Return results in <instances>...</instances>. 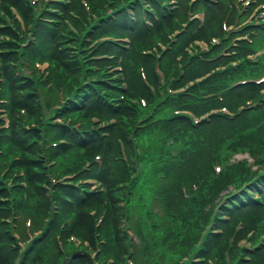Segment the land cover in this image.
Here are the masks:
<instances>
[{
  "label": "trees",
  "instance_id": "obj_1",
  "mask_svg": "<svg viewBox=\"0 0 264 264\" xmlns=\"http://www.w3.org/2000/svg\"><path fill=\"white\" fill-rule=\"evenodd\" d=\"M2 1L4 9L7 12L9 9L8 14L15 21V26L10 23L7 26L5 23L7 17L6 19L0 17V73L3 76V81L0 82V93L7 100L6 108L11 116L9 131L1 130L2 134L0 135V264H13L16 256L21 258L22 255L24 256L20 252L19 246H16L18 245L16 238L9 232V223L2 219L10 215L12 209L21 206L25 187L19 185L22 176L19 175L20 169L25 170V181L29 184V206L36 210L37 219L43 220V214L40 213L39 207L44 208L47 205L49 209L54 199L62 205L60 219H63L69 212L75 214L73 224L65 227L64 231H68L67 234L75 233L90 243L88 249L84 248L87 252L79 253L67 264H92L90 256L96 250H98L96 251L98 259L113 258L112 262L109 261V263L105 262L104 264H124L123 254L126 252L129 241H127L121 228L123 209L120 201L123 197H130V193H132L130 191L137 185L139 177L131 176L130 170L133 173L136 164L132 159L129 166L125 162L122 146L116 135L122 137L130 158H132L135 152L133 150L134 141L129 135V127L131 126L129 123L134 122L136 116L142 110L146 111L147 108L133 104L136 107L132 117L128 96L135 98L140 94L147 97L148 106L157 105L155 115L160 117L153 126L143 129L149 131L150 135L153 133L154 146L147 149L146 154L147 163L155 165L158 162L160 164L161 170L156 169L154 175L164 174L161 171L168 174L172 172L169 180L172 189L171 195H182L179 191L180 185L186 181H196L200 184L196 192L190 190V194L185 197V203L178 207L179 210L170 213L172 218H179L178 220L182 222L183 227L176 230H172L170 227L163 228L165 233L162 240L166 243L168 241L170 247H176L177 254L181 255L185 250H188L193 254L191 257L197 256L199 260L195 262L196 264H211L210 259L213 260L214 264H264V245H259L252 250L247 249V247H238L236 241L232 246H229V237L235 234L238 221L242 220L244 227V230L238 232V238L245 236L248 229L252 228L257 231V228L261 230L264 225V172L259 173L243 162H239L224 166L219 175L214 173L206 175L210 168L212 169V162H223L230 151L239 147L250 149L262 147L264 142L258 141L259 132L253 123L263 116L264 108L257 113L242 112L233 118L224 114H216L212 116L210 121L205 119L194 125L189 117L184 114H175L172 110L192 105L191 107L197 112H204L209 107L218 106L221 103H227L234 108L238 101L243 99V96L237 97L239 98L238 101H235L234 98H227L220 103L215 99L205 103L195 96L188 97L186 94H177L157 104V98L150 96L145 86V91L144 87L141 89L134 79L136 59L139 58L142 61L150 59L148 55L139 54L140 49L147 46V43L151 41L153 43L154 36L165 38L166 30L176 25L174 20L176 14H169L165 11L166 9L161 3H158V0H145L149 4L146 10H142L140 5L143 0H126L125 2L120 0H90L94 15L88 16L81 0H62L50 3L56 8V11L51 12L41 8L40 18H36L34 7L31 4L32 0ZM182 1L185 2V0ZM126 4H133L136 8V19L128 17V12L125 9ZM10 5L18 9L27 24L33 25L36 43L31 42L28 47H24L23 41L25 42L27 39L20 30L19 21L14 18ZM108 7L115 13L114 17L106 11ZM209 10L210 15L207 18L206 29L191 32L188 40L193 37H204L208 30L212 31V24L215 23L214 9L209 8ZM59 11L62 12L59 13ZM71 12L80 14L82 17L79 19L76 15L72 16L70 15ZM61 13L65 14L62 15ZM141 13L148 14L147 17L152 20L153 26L144 24ZM154 13L159 16L157 20L154 18ZM66 19L72 23L74 30L70 28ZM125 32L132 38L130 48L122 49L114 42L107 41H105L107 43L96 44L94 48L100 47L99 54L123 53L125 73L130 82L126 99L116 107L117 105L114 106L109 103L106 94H104L105 98L101 97L93 89L92 94L83 105V110L87 113L118 116L119 123L115 129L116 135L112 133L107 146L103 145L102 139L95 136L87 141L77 140L78 146L73 148V151L72 146L65 143H61L58 148L45 149L43 143L47 140L44 138L55 141L57 140L56 134L76 140L71 137L68 129L52 121L51 123L46 121L43 131V126L40 127V125L36 128L25 129L23 127L24 118L20 114V109L24 107L31 117L39 118L40 108L46 103L42 97L44 93L49 92L58 95L61 88L69 92L81 78L86 76H109L110 72L106 67L107 61H113L112 64H116L121 56L115 59H109L114 57L103 58L106 60L96 61L98 64L92 67L91 63L95 60L86 50L83 51L90 44V41L85 38L89 35L98 34H100L99 36L112 34L114 37H122ZM73 46H77V48ZM180 50H184L183 46H180ZM33 59H47L50 63V70L54 69V74L50 78L53 81L50 82L51 85L48 86L42 77L38 79L35 75H28V80L21 78L23 74L21 69H24L25 62ZM206 70L207 66L194 58L185 77L181 78V84L203 74ZM96 84L101 89L106 88L105 83L100 80ZM214 88L212 82L206 80L202 84L195 85L192 89L195 93H205ZM251 88L255 89L254 87ZM122 114L129 116L128 119H123ZM43 122L45 121H40V123ZM156 138L158 139L156 140ZM169 141H172V145L168 144ZM6 142L9 143L7 146L4 145ZM171 147L178 149V155L172 161V167L167 170V164L171 161L169 157ZM103 148L105 149L103 152L104 163L96 177L103 182L104 192H90L86 188L84 190L66 183H57L54 185L56 192L51 196L47 194L45 185L49 184L48 170L55 173L56 168L53 164L48 168L44 166L46 159L59 157L56 160L57 163L61 161L59 170L70 172L78 167L82 168L85 159L91 160L92 167H94V154L102 151ZM157 152L159 155L155 157ZM210 161L212 162L209 165ZM8 179L14 181L8 185ZM243 180L251 181L247 188L233 196L228 195L225 203L219 204L220 215L214 218L218 222L217 227L221 228L222 232L204 231L205 224L210 221L208 203L218 204L219 201L215 202V197L221 190H224L228 184L239 187ZM65 196H68L67 200ZM166 206L167 208L170 207L168 202ZM94 209L97 213L92 215L90 212ZM102 214H104L103 222L108 221L110 215L112 216L115 222L116 235L115 238L114 235H110L108 228L103 230L101 236L105 237L107 241L101 243L97 248L98 230L95 218L101 217ZM156 221L150 224L152 231L158 228L159 223ZM159 222L164 221L160 220ZM19 232L24 239L27 237L24 231L19 230ZM53 233L48 231L43 238L31 240L30 247L28 244L26 258L31 260V264H42L44 260L42 253H48L52 247L55 249L50 264H60L67 256L72 255L77 250L75 247L71 248L70 245H66L65 251H63L58 247L55 238L51 236ZM195 240H199V242L194 243ZM186 241L187 243H184ZM177 247H179V251ZM149 248V244H144L143 251L145 252Z\"/></svg>",
  "mask_w": 264,
  "mask_h": 264
},
{
  "label": "rangeland",
  "instance_id": "obj_2",
  "mask_svg": "<svg viewBox=\"0 0 264 264\" xmlns=\"http://www.w3.org/2000/svg\"><path fill=\"white\" fill-rule=\"evenodd\" d=\"M145 144L146 146L148 145L147 143ZM152 146H154V143L151 144V147ZM147 169L150 170V167H147ZM157 186L158 182L153 180V178H151L149 174L144 171L142 185L136 189L134 194L132 193V197L135 198L136 202L130 201L128 204V211L130 212V215L128 217L127 225L131 228L128 229V234L130 236V240L134 243L132 256L136 264H180L182 257H185L186 255L180 257V254H177L176 247H170L168 245L169 242H164L162 238L164 237L165 233L163 228L170 227L172 230H176L177 228L183 227L180 220H178L179 218L170 219L169 216L171 212L175 213V211L179 210L178 207L185 203L186 195H184V193L186 194L187 191L179 190L180 194L182 195H171L172 189L168 182L167 187L169 191L168 193L166 192L165 198L170 207L167 208L161 206V203L156 199V196L158 195ZM137 192L141 193L142 197L137 196ZM152 201L156 203V206H154L155 211L146 207V205H151L150 202ZM143 204L144 208L141 206ZM44 208L46 209L48 206L46 205ZM146 220L149 222H154L155 220H158L159 222L160 220H164V222H159L158 228L156 230L150 231ZM25 223L27 224L25 218H22L20 224L24 228ZM37 223L41 224L38 220ZM138 234L140 235L141 239L138 237ZM56 235L58 236L59 233L53 235V237L55 238ZM66 235L69 236L67 233ZM65 240H68V243H66ZM55 241L58 242L56 239ZM146 241H149L151 245L147 251L143 252V246ZM61 242L63 243V248H65L66 245H70L71 248L75 245L72 236L68 237L67 239L61 238ZM195 242H198V240H195ZM184 243H187V241ZM177 248L179 251V247ZM54 249L55 248L52 247L48 253H42L44 255L42 264H50V261L53 259ZM14 264H18V261H14Z\"/></svg>",
  "mask_w": 264,
  "mask_h": 264
}]
</instances>
